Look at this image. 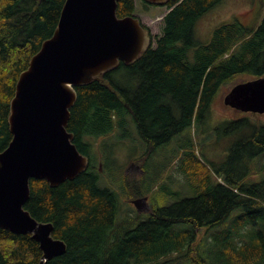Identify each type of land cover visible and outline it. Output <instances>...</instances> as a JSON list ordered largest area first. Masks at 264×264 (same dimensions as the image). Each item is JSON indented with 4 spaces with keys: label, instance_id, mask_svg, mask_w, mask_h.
<instances>
[{
    "label": "trees",
    "instance_id": "obj_1",
    "mask_svg": "<svg viewBox=\"0 0 264 264\" xmlns=\"http://www.w3.org/2000/svg\"><path fill=\"white\" fill-rule=\"evenodd\" d=\"M221 1L168 0L154 47L75 88L66 130L88 158L87 168L54 188L31 179L24 205L36 221L51 223L53 237L66 245L46 264H264V123L250 118L259 114L236 110L237 120L222 122L236 139L219 165L203 159L191 134L222 86L264 77V10L252 27L233 19L215 27L207 42L197 41L196 24ZM64 3L0 0V153L12 138L7 118L18 77L53 35ZM134 12L135 0L117 2V17ZM131 133L146 144V174L131 187L117 179L114 189L101 179L99 156L106 138L131 139ZM212 138L205 135V146ZM171 142L191 196L159 207L152 199L148 215L120 218L118 190L129 188L127 198L150 196L162 175L148 161ZM259 158L262 166L254 170ZM198 230L203 236L197 245ZM41 257L29 234L0 229V264H39Z\"/></svg>",
    "mask_w": 264,
    "mask_h": 264
},
{
    "label": "water",
    "instance_id": "obj_2",
    "mask_svg": "<svg viewBox=\"0 0 264 264\" xmlns=\"http://www.w3.org/2000/svg\"><path fill=\"white\" fill-rule=\"evenodd\" d=\"M119 0H65L53 35L20 73L7 118L11 141L0 153V229L31 236L42 252L39 264L65 253L53 225L24 209L31 179L57 187L84 172L88 158L66 128L76 87L136 61L150 46V35L134 15H116ZM164 5L168 0H144ZM223 104L244 113L264 114V77L235 85ZM146 198L132 201L139 205Z\"/></svg>",
    "mask_w": 264,
    "mask_h": 264
},
{
    "label": "rangeland",
    "instance_id": "obj_3",
    "mask_svg": "<svg viewBox=\"0 0 264 264\" xmlns=\"http://www.w3.org/2000/svg\"><path fill=\"white\" fill-rule=\"evenodd\" d=\"M263 10L264 0H222L218 6L206 13L196 24L197 41L200 43L207 42L212 30L216 26L233 19H239L244 25L252 27L260 18V14H262ZM166 13V7L148 5L140 0H135L134 15L139 18L140 22L147 28L150 35V43L153 44V47L156 38L162 33V17ZM245 78H251V76ZM236 84L238 83L235 81L232 84L222 86L216 99L210 106L209 114H206L202 124L191 128L194 142L196 146L198 145L197 147H200L201 156L207 162L211 161L219 165L224 160L228 151L227 149L236 139L235 134L225 131V126L222 123L230 121L231 119L237 120L239 118V114L236 110L233 111V109L231 110L223 105V98ZM250 118L253 121L264 123V114H259V117ZM208 133H213V138L211 139L212 141L210 140L208 145L205 146V135ZM117 136L118 137H109L108 140L106 138V147L103 148V153L100 154V161L98 162V165H101L100 172L102 173V181L106 183L111 181L112 188L114 189H119L120 186L118 185L117 179L122 178V184L131 187V182H136V180L146 174V170L143 166V162L146 159L143 154L146 144L143 143L134 133L130 134V137L132 136L131 139L128 138V135L125 137L121 134ZM119 141H121V143ZM176 147L177 143L171 142L164 148L158 149L154 158L148 161L149 165H158L160 175H162L157 186L154 188L152 187L150 196L127 198L130 192L129 189H126L123 185L124 194H122V190H118L121 207L119 213L120 218H125L128 215L133 216L136 212L142 216L148 215L152 211V199H154V205L159 207V203L162 205L165 204L162 203V201H167L166 204L170 205L171 203L178 201L181 196H191V194L188 193L190 190L188 182L185 179H181V173L176 169L179 159ZM253 165H255L253 167L254 170L257 166L261 167L262 158L256 159ZM126 179H128V182ZM253 180L257 181L255 178H253ZM104 182H100V184L104 185ZM184 190L185 192L183 195L182 192ZM142 198H146V200L139 205L138 213L133 206L132 201ZM233 215L236 216V212ZM237 216L231 222H227V225L234 227V222ZM179 227L181 228L185 226L182 225ZM248 228L249 227L245 226L242 230L244 231ZM202 236L203 230H198V238L196 240L197 245L201 241Z\"/></svg>",
    "mask_w": 264,
    "mask_h": 264
},
{
    "label": "bare ground",
    "instance_id": "obj_4",
    "mask_svg": "<svg viewBox=\"0 0 264 264\" xmlns=\"http://www.w3.org/2000/svg\"><path fill=\"white\" fill-rule=\"evenodd\" d=\"M230 23V22H229ZM217 27V26H216ZM15 88V87H14ZM193 146V145H192ZM198 146V145H197ZM202 146V145H201ZM192 148V147H191ZM194 148V147H193ZM200 148V147H199ZM191 150V149H190ZM200 150V149H199ZM155 152V151H154ZM193 152V151H192ZM230 153V152H229ZM200 154V153H199ZM184 155V154H183ZM186 156V155H185ZM182 157V156H181ZM228 157V156H227ZM239 159V158H238ZM209 162V161H208ZM211 163V162H210ZM227 164V163H226ZM179 165V164H178ZM231 165H232V163H231ZM227 166V165H226ZM225 167V166H224ZM129 189V188H128ZM131 189V188H130ZM148 190V189H147ZM131 191V190H130ZM155 192V191H154ZM172 194V193H171ZM263 198V197H262ZM261 200V199H260ZM264 200V199H263ZM185 231H187V230H185ZM244 232V231H243ZM186 233V232H185ZM220 233V232H219ZM243 234V233H242ZM245 234V233H244ZM217 235V234H216ZM223 238V237H222ZM228 241V240H227ZM224 243V242H223ZM62 256V255H61ZM59 257V256H58ZM54 258H56V257H54Z\"/></svg>",
    "mask_w": 264,
    "mask_h": 264
}]
</instances>
